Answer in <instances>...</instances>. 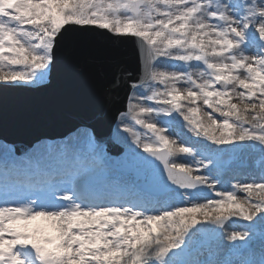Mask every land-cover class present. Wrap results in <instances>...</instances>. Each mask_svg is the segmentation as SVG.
<instances>
[{
    "label": "snow or ice",
    "instance_id": "obj_1",
    "mask_svg": "<svg viewBox=\"0 0 264 264\" xmlns=\"http://www.w3.org/2000/svg\"><path fill=\"white\" fill-rule=\"evenodd\" d=\"M100 35L135 40L125 110L107 136L0 134V264H264V0H0V91Z\"/></svg>",
    "mask_w": 264,
    "mask_h": 264
},
{
    "label": "water",
    "instance_id": "obj_2",
    "mask_svg": "<svg viewBox=\"0 0 264 264\" xmlns=\"http://www.w3.org/2000/svg\"><path fill=\"white\" fill-rule=\"evenodd\" d=\"M72 62L60 61L50 87L0 91V134L23 146L40 138L63 137L82 125L107 136L117 111L125 110L128 88L117 93L108 87L115 59L133 73L140 72L134 39L106 40L97 36ZM121 149L110 146V154Z\"/></svg>",
    "mask_w": 264,
    "mask_h": 264
},
{
    "label": "rangeland",
    "instance_id": "obj_3",
    "mask_svg": "<svg viewBox=\"0 0 264 264\" xmlns=\"http://www.w3.org/2000/svg\"><path fill=\"white\" fill-rule=\"evenodd\" d=\"M81 130H83V129L81 128ZM74 133H75V132H74ZM74 133H73V134H74ZM73 134H71V135H73ZM71 135H70V136H71ZM60 142H61V141H60Z\"/></svg>",
    "mask_w": 264,
    "mask_h": 264
}]
</instances>
